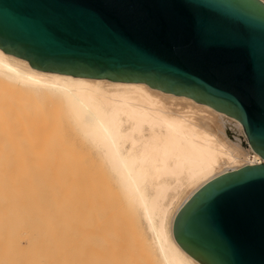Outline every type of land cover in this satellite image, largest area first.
Wrapping results in <instances>:
<instances>
[{"label":"bare ground","instance_id":"1","mask_svg":"<svg viewBox=\"0 0 264 264\" xmlns=\"http://www.w3.org/2000/svg\"><path fill=\"white\" fill-rule=\"evenodd\" d=\"M45 105L69 119L107 185L47 136ZM258 158L238 121L188 97L39 71L0 50V264H200L175 242V214Z\"/></svg>","mask_w":264,"mask_h":264},{"label":"water","instance_id":"2","mask_svg":"<svg viewBox=\"0 0 264 264\" xmlns=\"http://www.w3.org/2000/svg\"><path fill=\"white\" fill-rule=\"evenodd\" d=\"M0 50L39 71L145 83L238 121L263 162L202 185L172 235L200 264H264L262 0H0Z\"/></svg>","mask_w":264,"mask_h":264},{"label":"rangeland","instance_id":"3","mask_svg":"<svg viewBox=\"0 0 264 264\" xmlns=\"http://www.w3.org/2000/svg\"><path fill=\"white\" fill-rule=\"evenodd\" d=\"M44 106V105H43ZM45 107L46 108H48V109H45ZM45 107L43 108V109H45L46 110V114H47V118H49V119H47L46 118V120H45V122H47L46 124H44V131H45V133H47V136L49 135V134H53L54 136H56V137H54L53 139H55L54 141L55 142H57L58 141V143H59V145H61V144H63V146H61V147H63L62 149L64 150L65 149V147H66V150H64V151H69L70 152V154H72V153H74V155H73V157L75 158H71L72 156H70V157H68L70 154L68 153V155L66 156V157H68V161L69 160H76L77 161V157H78V161H80V160H84L85 158H89V155L87 154V152L90 154L91 152H90V150L88 149V150H86L85 151V147L83 146V148H82V146H80V147H78V145L77 144H80L79 143V139H80V141H82V139L81 138H77V137H80V135L79 136H77L78 134L76 133V132H78L77 130H73L71 127H74L73 125L71 126V125H69V124H72V123H70V121H67V119L65 118L66 116L61 112V111H59V110H57V108L56 107H54V106H48V105H45ZM49 112V113H48ZM57 115V116H56ZM55 116V117H54ZM51 117V118H50ZM53 118V119H52ZM57 118H58V120H57ZM56 119V120H55ZM69 120V119H68ZM59 121V122H58ZM66 121V122H65ZM45 122H43V123H45ZM67 122H69V123H67ZM53 123V124H52ZM68 124V125H67ZM67 125V126H66ZM47 127V128H46ZM52 128V129H51ZM69 128V129H68ZM75 129V128H74ZM44 131H43V133H44ZM58 133V134H57ZM61 134V135H60ZM60 135V136H59ZM50 137L52 136V135H49ZM53 137V136H52ZM50 139V138H49ZM78 140V141H77ZM57 143V144H58ZM82 143V145H83V142H81ZM65 144V145H64ZM244 144V143H243ZM65 146V147H64ZM59 146H57V149H58V151L57 152H60V150H61V147H59L60 148V150H59V148H58ZM68 149V150H67ZM77 149H82V150H77ZM62 150V151H63ZM71 150V151H70ZM73 150H75L74 152H73ZM64 151L63 152H61L60 154H62V153H64ZM81 151H82V153H81ZM66 152L64 153V156L66 155ZM75 152H76V154H75ZM78 152V153H77ZM79 152H80V154L82 155V159H80L81 157H79L80 156V154H79ZM84 152H86V154L84 153ZM84 153V154H83ZM92 154V153H91ZM86 155H88V157L85 156ZM91 157L88 159V161L89 160H91L90 161V163H88V161L86 162V165L88 164V166H90L91 165V167L92 168H89L88 170H90V173H89V171L86 169L87 168V166L86 165H84L85 164V160L82 162L83 163V166L85 167V171L83 170L84 169V167H83V169L81 168L82 167V165H80V164H78V166L81 168V170H80V172L82 171V173H83V171L85 172V176L87 175H89V174H91V173H93V175H89L88 176V178L89 177H92L93 176V178H95V179H97L98 177H99V179L97 180L98 181V183H100V182H104V184L106 183V185H107V182H106V179L104 180V178L102 177V178H100L101 177V172L97 169V168H99V167H97L96 166V164H94V161H93V155H90ZM84 157V158H83ZM71 158V159H70ZM66 159L67 158H65V161H66ZM93 161V162H92ZM92 162V163H91ZM92 164L94 165V166H92ZM77 167V166H76ZM79 167H77V168H79ZM96 168V170H95V174L97 175L96 177H95V174H94V172H93V170ZM77 168H75V170L77 169ZM71 170L73 169V168H70ZM70 169H68V170H70ZM65 170V169H64ZM71 170H70V172H71ZM79 170V169H78ZM86 170L88 171V174H86ZM98 170V171H97ZM73 171H74V169H73ZM64 172H66L65 174L66 175H64V178L66 177V179L68 178L67 177V164H66V171H64ZM63 172V173H64ZM77 172V171H76ZM97 172V173H96ZM100 172V173H99ZM84 174V173H83ZM69 175V174H68ZM101 179V180H100ZM95 182H96V180H95ZM97 183V184H98ZM109 184H108V186H110V182H108ZM104 184L102 183L100 186H102L104 189H105V187H104ZM99 186V188L101 189L102 187H100ZM111 187V188H110ZM109 188H107V186H106V193L107 192H110L111 194L113 193V190H114V187H113V185L112 186H110ZM102 188V191H104V189ZM107 189H110V190H107ZM112 189V190H111ZM112 191V192H111ZM113 195V194H112ZM184 195H185V193L184 192H182L181 193V195L179 196V198L177 199V201H176V203H175V205H177L178 203H179V201L181 202V200L183 199V197H184ZM180 198H182V199H180ZM52 210L51 209H49V212H51ZM50 215H49V221H51L52 222V224L49 222V224L50 225H52V226H55L56 224V226H57V228H58V222L55 224V222H53L52 221V218L54 217H52V215L51 214H53V213H49ZM51 219V220H50ZM55 220V219H54ZM36 221V220H35ZM53 223H54V225H53ZM52 226H50V228L53 230V227ZM55 229V228H54ZM52 244H50V246H51ZM50 255H49V261L51 260V255H52V252H51V250H50ZM52 259H53V256H52ZM145 260V259H144ZM53 261V260H52ZM52 261H50V262H52ZM144 261H142L140 264H142ZM145 263H147V264H149L150 263V260H146V262H144L143 264H145ZM153 262L151 261V264H152ZM51 264V263H50Z\"/></svg>","mask_w":264,"mask_h":264},{"label":"built area","instance_id":"4","mask_svg":"<svg viewBox=\"0 0 264 264\" xmlns=\"http://www.w3.org/2000/svg\"><path fill=\"white\" fill-rule=\"evenodd\" d=\"M263 161H262V159L261 158H258L257 160H256V163L255 164H261Z\"/></svg>","mask_w":264,"mask_h":264}]
</instances>
